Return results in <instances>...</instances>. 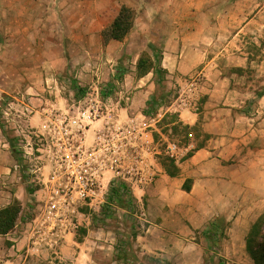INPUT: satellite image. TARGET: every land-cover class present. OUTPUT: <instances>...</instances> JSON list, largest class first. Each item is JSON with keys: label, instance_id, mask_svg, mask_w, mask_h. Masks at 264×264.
Returning <instances> with one entry per match:
<instances>
[{"label": "rangeland", "instance_id": "obj_1", "mask_svg": "<svg viewBox=\"0 0 264 264\" xmlns=\"http://www.w3.org/2000/svg\"><path fill=\"white\" fill-rule=\"evenodd\" d=\"M160 1L168 5L175 2L0 0V210L11 205L18 207V225H26L35 217L38 204L46 195V182L42 180L48 176L49 164L40 158L38 148L41 140L34 135L43 123V106L53 105L55 110H68L77 101L96 99L99 93L100 97H112L114 104L109 106L117 107L123 118H126V110L122 111L121 107L129 108L133 116L143 111L147 116L155 117L157 121L149 131L153 140V161L158 173L162 170L160 174H167L168 179L181 174V164L193 151L208 146L211 135L205 133L202 123L191 129L179 119L184 103L192 102L193 109L202 111L205 98L198 97L181 78L176 83V78H168L167 74L159 72L160 59H155V54L163 51L161 30L158 29L160 23L155 19V26L144 27V17L150 22L148 17L160 16L156 11ZM123 6L134 10V27L121 39L124 55L113 63L107 58L105 44L99 36L103 37V32L110 29ZM173 17L171 14L168 18L173 20ZM218 28H215L216 33L226 37L239 29ZM262 29L263 35L259 37L263 57L260 58L255 57V53L262 54L255 48V31L245 30L237 36L233 48L242 47L254 56L246 62V67L229 70L241 80L234 85L233 99L225 100H236L239 104L234 108L237 116L251 124L258 117L264 119V98L259 97L264 95V27ZM143 35L147 36V43L139 40ZM139 54L144 60L142 71L136 69V56ZM106 62L117 64L115 69L122 67L127 70L124 78L128 79L114 85L109 83L106 73V79L102 80L98 72ZM79 69L85 74L80 75ZM146 70L150 72L143 76L144 80L139 82L136 78V83L148 89L149 84L152 86L149 97L135 95L136 89L132 86L129 89L122 86L128 82L132 84L133 78ZM87 74L90 76L86 77ZM116 74L115 71L117 78ZM133 95L135 107L132 103L126 104L128 97L133 98ZM27 104L37 108V112L25 115ZM230 106L222 105L223 119L230 116ZM260 122L263 125L259 129L262 127L264 131V120L260 119ZM241 125L239 123V127ZM221 127L225 128V123ZM169 142H176L181 147L194 144L195 148L192 147L181 163H177L167 154ZM40 163L46 168L35 173ZM193 202L176 182H164L162 188L150 186L141 202L134 198V202L129 204L126 197L122 203H109L106 198L100 208L84 207L85 216L79 219L75 239L86 243L89 257L77 260V245L74 244L70 252L45 247L29 260L32 264H114L117 260L113 246L126 239L132 243L133 254L138 257L136 264H264V214L247 236L248 241L250 237V247L241 254L233 242L229 243L228 221L216 219L221 225L214 239L206 234L208 224L202 229L192 226L189 219ZM133 232L139 234L135 241L129 237Z\"/></svg>", "mask_w": 264, "mask_h": 264}, {"label": "crops", "instance_id": "obj_2", "mask_svg": "<svg viewBox=\"0 0 264 264\" xmlns=\"http://www.w3.org/2000/svg\"><path fill=\"white\" fill-rule=\"evenodd\" d=\"M156 11L160 16L153 19L148 17L150 22L144 17V27L146 29L155 26V19L160 23L158 29L161 30L163 42L161 66L166 70L167 77L176 78V83L178 78H181L187 87H190L191 81H197L193 91L195 90L194 93L198 97L205 98L202 111L193 109L192 102L182 105L179 119L191 129L202 123L201 126L206 134L211 135V139L208 146L196 149L181 164L182 171L179 176H168L170 178L168 179L167 174L161 175L162 170H159L158 178L153 185L162 188L164 182H176L182 188L187 179H190L191 190L187 192L182 188V191L194 201L191 219L188 218L192 226L195 229H202L216 219L228 221L231 237L229 243L233 242L234 247L244 254L248 247L247 236L255 222L264 214V131L262 127L259 129V126L263 125L260 119L262 121L264 119L258 117L254 124L246 123L242 117L237 116L234 108L239 104L236 100L231 102L225 100L233 99L234 85L239 84L241 80L229 70L246 67V62L254 56V53L242 47L236 50L233 48L237 36L245 30L255 31L256 37L253 38L257 45L255 48L262 52L260 55L255 53V57H263V49H260L262 41L259 36L263 35L264 1L175 0L171 5L160 1ZM180 12H183V15ZM171 14L174 15L173 20L168 18ZM225 26L239 29L233 30L227 37L222 33H216L215 28ZM146 38L147 36L143 35L139 40L147 43ZM99 40L105 44L104 52L108 55L107 58L114 61L113 63L124 55L125 47L121 40H110L105 43L102 36H99ZM219 44V48H216ZM136 57L138 63L141 56L139 54ZM231 63L233 65L228 68ZM116 65L110 62L101 65L98 72L100 78L106 79L107 73L109 83L112 82L114 85L124 79L127 80L128 78L124 77L128 71L122 79L115 77ZM79 73L85 74L80 69ZM133 74L136 76L135 72ZM136 78L139 82L144 80L143 77H134L135 81L132 84L128 82L122 86L126 89L132 86L136 89L135 95L143 94L144 97H149L152 86L149 84L148 89L143 84H137ZM135 95L133 98L128 97L126 104L132 103L135 107ZM259 97L264 98V95L260 94ZM247 100L248 98L245 102ZM222 105H231L228 110L230 116L225 119L222 117L224 113ZM121 110H126V118L133 117L129 108L121 107ZM139 114L145 113L140 111ZM119 115L122 117L120 112ZM224 123L225 128L221 127ZM239 123H242L241 127ZM190 147L195 148V145L192 144ZM145 193L146 191L137 190L132 195L141 202ZM96 208H100L99 204ZM33 219L26 225L17 224L8 234L0 235V264H32L29 257L43 251L31 243ZM76 234L74 232L63 236L55 247L56 250L66 249V252H70L75 244L77 245L75 252L78 254L76 259L81 260L83 257H89L90 252L84 241L75 239ZM113 249L115 256L114 246ZM114 264L123 263L115 261Z\"/></svg>", "mask_w": 264, "mask_h": 264}, {"label": "built area", "instance_id": "obj_3", "mask_svg": "<svg viewBox=\"0 0 264 264\" xmlns=\"http://www.w3.org/2000/svg\"><path fill=\"white\" fill-rule=\"evenodd\" d=\"M196 83L191 81L189 88ZM109 104H114L110 95L97 93L96 99L77 101L68 110L41 108L43 123L34 135L41 140L38 151L49 173L42 180L46 195L33 219L34 247L54 248L63 236L76 232L85 216L83 208L105 203L112 186L144 192L158 178L149 132L157 119L145 114L122 118ZM36 110L27 104L24 114ZM190 146L169 142L167 154L180 162ZM44 168L40 163L35 173Z\"/></svg>", "mask_w": 264, "mask_h": 264}, {"label": "trees", "instance_id": "obj_4", "mask_svg": "<svg viewBox=\"0 0 264 264\" xmlns=\"http://www.w3.org/2000/svg\"><path fill=\"white\" fill-rule=\"evenodd\" d=\"M134 20H135V12L133 9L129 7L123 6L121 10L119 11L118 15L114 19L110 29L108 31L103 32V37H104V42H108L110 40H121L125 36H127L133 29L134 27ZM163 57V51L160 54H155V59H160V64H159V72H163L164 74H167L166 70H164L161 66V59ZM144 60L141 57L138 60L137 63V70L142 71V66H143ZM151 69H154V67H151ZM127 70H124L122 67L117 68V78L122 79L125 76V73ZM150 70H146L139 74L137 77H143L146 74H148ZM147 115V113H145ZM182 123V122H181ZM188 128V126H185ZM175 130H177L175 128ZM171 175H174L171 174ZM188 182H191L190 179H187V181L183 185V190L189 192L191 190V185L188 184ZM127 197L128 203L134 202V197L131 192H129L124 186L120 185L118 187L112 186L110 190V194L107 198L109 203L111 202H117V203H122L124 202L125 198ZM107 211V210H106ZM20 213V210L18 207L11 205L8 206L7 208L1 209L0 210V235H5L11 232L18 220V214ZM260 218L257 220V222L253 225V228L256 226ZM221 223L218 222L217 220L211 221L206 230V234L210 236L211 239H214V236L218 235L219 233V227ZM137 232H133L130 234V238L132 237V240L135 241L138 237ZM264 241V238H263ZM248 242V247H250V237ZM132 243L126 240V239H121L118 241V243L115 246V258L119 263L123 264H136L138 261V257L133 254V251L131 249ZM255 255V254H254Z\"/></svg>", "mask_w": 264, "mask_h": 264}]
</instances>
